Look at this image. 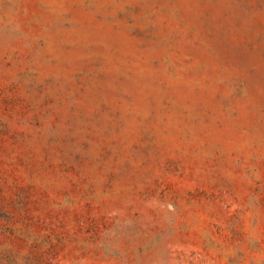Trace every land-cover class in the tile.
<instances>
[{
    "label": "rangeland",
    "instance_id": "374dc122",
    "mask_svg": "<svg viewBox=\"0 0 264 264\" xmlns=\"http://www.w3.org/2000/svg\"><path fill=\"white\" fill-rule=\"evenodd\" d=\"M0 264H264V0H0Z\"/></svg>",
    "mask_w": 264,
    "mask_h": 264
}]
</instances>
